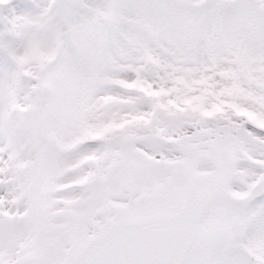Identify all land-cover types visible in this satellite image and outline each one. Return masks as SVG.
Wrapping results in <instances>:
<instances>
[{"label":"snow or ice","instance_id":"6c2138e0","mask_svg":"<svg viewBox=\"0 0 264 264\" xmlns=\"http://www.w3.org/2000/svg\"><path fill=\"white\" fill-rule=\"evenodd\" d=\"M0 264H264V0H0Z\"/></svg>","mask_w":264,"mask_h":264}]
</instances>
